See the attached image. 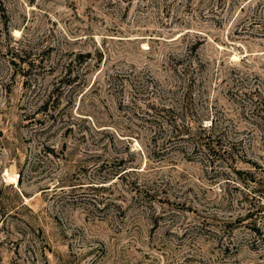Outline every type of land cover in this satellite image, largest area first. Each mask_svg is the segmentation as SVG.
Instances as JSON below:
<instances>
[{"label":"rangeland","instance_id":"obj_1","mask_svg":"<svg viewBox=\"0 0 264 264\" xmlns=\"http://www.w3.org/2000/svg\"><path fill=\"white\" fill-rule=\"evenodd\" d=\"M0 264H264V0H0Z\"/></svg>","mask_w":264,"mask_h":264},{"label":"trees","instance_id":"obj_2","mask_svg":"<svg viewBox=\"0 0 264 264\" xmlns=\"http://www.w3.org/2000/svg\"><path fill=\"white\" fill-rule=\"evenodd\" d=\"M91 54L90 53H80L78 58L79 61H77L78 63H84L85 61H87V58L90 57ZM69 76V78H72L71 74H67ZM204 147L209 151V153L211 152V154H215V149L214 146L211 147L210 143H207L206 145H204ZM226 152V150H225Z\"/></svg>","mask_w":264,"mask_h":264}]
</instances>
